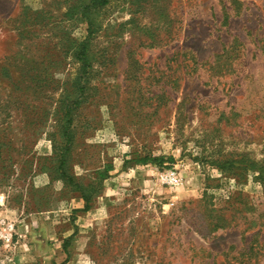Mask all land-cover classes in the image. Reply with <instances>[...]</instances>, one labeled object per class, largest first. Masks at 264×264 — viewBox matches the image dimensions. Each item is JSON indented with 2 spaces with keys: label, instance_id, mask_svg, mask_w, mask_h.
Listing matches in <instances>:
<instances>
[{
  "label": "rangeland",
  "instance_id": "obj_1",
  "mask_svg": "<svg viewBox=\"0 0 264 264\" xmlns=\"http://www.w3.org/2000/svg\"><path fill=\"white\" fill-rule=\"evenodd\" d=\"M0 264H264V0H0Z\"/></svg>",
  "mask_w": 264,
  "mask_h": 264
},
{
  "label": "trees",
  "instance_id": "obj_2",
  "mask_svg": "<svg viewBox=\"0 0 264 264\" xmlns=\"http://www.w3.org/2000/svg\"><path fill=\"white\" fill-rule=\"evenodd\" d=\"M97 1H99L100 3H104V1L105 0H97ZM85 46L83 47V49H81V51L79 52V57L83 60V61H85V62H87V56H88V51H87V45H86V43L84 44ZM82 87H84V86H82ZM67 142H68V144H70V139L69 140H67ZM151 159V157H149V156H146L145 158H142L141 159V161H148V160H150ZM170 160H172L173 158L172 157H170L169 158ZM61 164L63 165L64 164V162H65V158H64V156L62 157V159H61ZM69 180H70V182L72 183V184H74V181H73V179L72 178H69ZM83 197H85V199H86V202H87V204H86V206H85V210H88V208L90 207L89 206V200H88V197L86 196V194H83ZM67 244H68V242H66L65 243V248L67 247Z\"/></svg>",
  "mask_w": 264,
  "mask_h": 264
},
{
  "label": "built area",
  "instance_id": "obj_3",
  "mask_svg": "<svg viewBox=\"0 0 264 264\" xmlns=\"http://www.w3.org/2000/svg\"><path fill=\"white\" fill-rule=\"evenodd\" d=\"M178 180H179L178 176H176L174 172H172L166 176V181H168L170 183H176V182H178Z\"/></svg>",
  "mask_w": 264,
  "mask_h": 264
}]
</instances>
